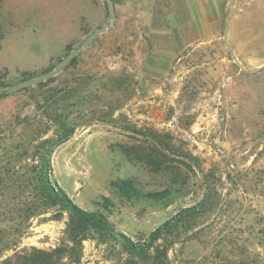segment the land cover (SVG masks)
<instances>
[{
	"label": "rangeland",
	"instance_id": "rangeland-1",
	"mask_svg": "<svg viewBox=\"0 0 264 264\" xmlns=\"http://www.w3.org/2000/svg\"><path fill=\"white\" fill-rule=\"evenodd\" d=\"M112 2V27L74 67L0 97V264L64 246L73 255L57 264H128L95 235L72 247L68 211L42 194L45 148L52 187L134 242L204 202L156 241L150 264H264V0ZM108 24L105 0H0V86L49 71ZM86 72L91 88L103 83L96 114L56 145L36 101ZM122 180L168 199L122 197Z\"/></svg>",
	"mask_w": 264,
	"mask_h": 264
},
{
	"label": "trees",
	"instance_id": "trees-1",
	"mask_svg": "<svg viewBox=\"0 0 264 264\" xmlns=\"http://www.w3.org/2000/svg\"><path fill=\"white\" fill-rule=\"evenodd\" d=\"M71 50H68L70 53ZM66 53V55L68 54ZM77 61V56L72 58L68 66L63 71H67L71 67H74ZM92 74L86 72L84 76L73 80H68L64 86V89L57 91L52 88L47 96L43 97L40 101L37 99L36 105L40 110L42 117L51 124L54 130V144L58 145L66 142L76 129L79 127L87 126L90 117L96 114V110L90 106L91 94L99 95L103 83L99 81L95 82V87L91 88ZM105 77L103 76L102 79ZM27 79V78H26ZM57 77L48 78L43 82L35 84L36 89H42L47 83L55 81ZM101 79V80H102ZM25 80V79H23ZM34 87H27L21 91H27ZM93 91V92H91ZM1 96H5V93H1ZM100 97V96H99ZM119 107V105H117ZM89 118V120H86ZM78 119V120H77ZM94 119V118H92ZM77 120V121H76ZM52 138V139H53ZM50 139V140H52ZM47 140L46 142L50 141ZM50 153V150L43 149L42 165L44 167V175L42 176V194L44 199L52 205L59 207L60 210H66L69 214L68 236L74 245H80L81 242L91 235L97 236L102 241L111 240L113 242L120 243L121 249L126 253L128 264H150L147 259L151 249H154V244L157 240L161 239L163 235L170 232L173 227H176L184 222H188L190 219L195 218L197 215L205 211L204 202L200 201L198 204L181 208L179 212L173 215L169 220L165 221L154 231H152L146 240L143 242H134L127 236L116 231L114 225L108 220V218L100 211H86L73 204L68 196L62 190H55L50 180L46 177L47 161L46 156ZM115 188L119 191L122 197L127 199H140V197H150V199L164 200L168 199L169 192H155L140 195L137 189L131 184L129 180H122L114 184ZM112 203L109 200H105L103 207H111ZM53 251L52 254H47L43 251H33V254L27 259L28 264H57L58 261L68 253L69 258L72 257L73 249H68L67 246L60 247ZM157 253L166 256V249L159 250ZM36 252V253H35ZM159 258V255H157ZM154 262V261H153Z\"/></svg>",
	"mask_w": 264,
	"mask_h": 264
},
{
	"label": "water",
	"instance_id": "water-1",
	"mask_svg": "<svg viewBox=\"0 0 264 264\" xmlns=\"http://www.w3.org/2000/svg\"><path fill=\"white\" fill-rule=\"evenodd\" d=\"M107 10H108V16H109V24L107 26L100 27L96 31H94L92 34H90L85 41L82 42L80 46L72 50L70 53H68L61 61H59L57 64L53 66L52 69H50L47 72H44L38 76H34L31 78H27L25 80H22L19 83H16L11 86H0V93H6V94H12L15 92H18L24 88L33 86L39 82H43L48 78L55 77L58 75L66 66L69 65L72 58H74L78 53H80L87 45H89L95 37L102 34L103 32L109 30L113 25V20L115 18V10H114V4L112 0H105Z\"/></svg>",
	"mask_w": 264,
	"mask_h": 264
}]
</instances>
